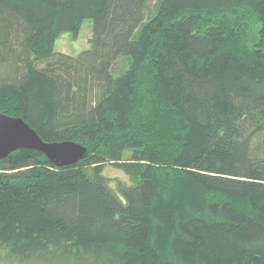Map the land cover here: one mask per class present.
<instances>
[{
    "label": "trees",
    "instance_id": "obj_1",
    "mask_svg": "<svg viewBox=\"0 0 264 264\" xmlns=\"http://www.w3.org/2000/svg\"><path fill=\"white\" fill-rule=\"evenodd\" d=\"M0 112L89 152L0 159V264H264V0H0Z\"/></svg>",
    "mask_w": 264,
    "mask_h": 264
},
{
    "label": "water",
    "instance_id": "obj_2",
    "mask_svg": "<svg viewBox=\"0 0 264 264\" xmlns=\"http://www.w3.org/2000/svg\"><path fill=\"white\" fill-rule=\"evenodd\" d=\"M44 155L56 167L77 164L88 156V149L73 141L46 142L24 119L0 112V159L20 150Z\"/></svg>",
    "mask_w": 264,
    "mask_h": 264
},
{
    "label": "rangeland",
    "instance_id": "obj_3",
    "mask_svg": "<svg viewBox=\"0 0 264 264\" xmlns=\"http://www.w3.org/2000/svg\"><path fill=\"white\" fill-rule=\"evenodd\" d=\"M93 34V21L87 20L80 33L78 34L77 38L74 37L71 33H65L63 34L55 44V51L57 52H63L68 55L72 56H78L83 51L90 48V40ZM122 171L120 172L117 169H111L109 172V175L111 176H117L122 175ZM105 175L107 176V173L105 172Z\"/></svg>",
    "mask_w": 264,
    "mask_h": 264
}]
</instances>
